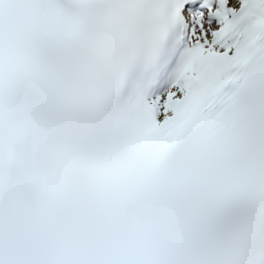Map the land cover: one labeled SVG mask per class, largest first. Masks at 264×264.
<instances>
[{"label":"snow or ice","instance_id":"1","mask_svg":"<svg viewBox=\"0 0 264 264\" xmlns=\"http://www.w3.org/2000/svg\"><path fill=\"white\" fill-rule=\"evenodd\" d=\"M0 264H264V0H0Z\"/></svg>","mask_w":264,"mask_h":264}]
</instances>
